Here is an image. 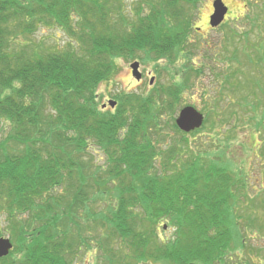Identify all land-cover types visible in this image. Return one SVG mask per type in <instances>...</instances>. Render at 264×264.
I'll return each instance as SVG.
<instances>
[{"label": "trees", "instance_id": "obj_1", "mask_svg": "<svg viewBox=\"0 0 264 264\" xmlns=\"http://www.w3.org/2000/svg\"><path fill=\"white\" fill-rule=\"evenodd\" d=\"M244 2L248 19L264 14V0ZM199 3L0 0V237L13 243L1 263L16 250L15 264H73L92 241L110 258L117 240L131 253L113 264L161 256L175 264H264V242L251 243L255 235L264 239V195L250 198L248 168L234 166L235 154L247 151L233 143L236 113L221 109L211 121L203 111L202 125L190 132L174 120L182 95L207 67L197 55L239 65V50L246 72L223 73L222 81L231 90L250 84L253 40L228 56L227 40L241 36L230 27L219 50L203 35L195 41ZM41 26L63 31L64 44L32 41ZM122 58L155 61L158 74L161 58L188 62L174 72L163 67L170 83L117 93L114 107H99L97 88ZM205 128L209 140L190 139ZM97 152L102 164L92 160ZM161 221L173 228L168 239L155 233Z\"/></svg>", "mask_w": 264, "mask_h": 264}, {"label": "rangeland", "instance_id": "obj_2", "mask_svg": "<svg viewBox=\"0 0 264 264\" xmlns=\"http://www.w3.org/2000/svg\"><path fill=\"white\" fill-rule=\"evenodd\" d=\"M211 2L212 0H200L198 10L195 12L194 26L199 28L194 29L195 41H198V39H200L198 37L203 35L205 36V39L211 43V45L216 46L217 50H219L220 42H223L228 38L230 33L228 28L230 27L241 36L238 39L237 35H231L233 36V39L227 40L226 50L223 51V55L228 56L235 53L237 48L240 49V42H242V40L245 39V42L247 43L253 40V44H251L249 48L250 52L253 51L251 54L252 61L249 62L251 71L250 84L248 87L245 86L231 90L227 88L225 86L226 84L222 81L224 79V75L231 76L232 71L233 73H236V75L246 72L247 63L244 62L245 56L241 54L239 50L238 53H235L237 55L236 57H238L240 62H242L239 65L232 60L233 58L231 59V62H227L228 65H226V63L220 60L219 55H217L212 62H209L208 60L206 61V58L197 55L195 60H198L203 64H207V67L201 69V72H203L196 80H194L192 88L182 95L181 107L174 114V118L176 117L178 111L185 106H193L203 114L204 112L209 111L211 121L218 118V113H221V109L226 110L229 114H231V112H235L239 120L235 127V133L238 135L240 143L237 142L238 140L236 139H234L235 141H233V143L240 151L242 150L241 144L243 143L247 151L235 154L234 166L235 168H248L249 185L247 191L250 198H254L257 194L264 195V190H262L263 192L257 190L264 184L262 179V175H264V98L262 97L264 88V14H261L262 12L258 11V16L260 15V17H258V19L254 22L250 20V18L248 19L246 11L247 7L245 6L244 0H224V2L228 5V13L225 16L224 25L222 24V26L218 25L212 28L208 23L209 15L212 12ZM126 8L131 9V3L126 5ZM261 34H263V37H261ZM256 37L259 39H256ZM31 38L32 41L45 47L62 46L67 39L63 31L52 26L39 27L33 32ZM200 45L202 46V43ZM203 47L205 48V46ZM202 54H204V52H202ZM256 55L261 58L260 62L256 61ZM133 60H137L139 62V71L141 72L140 80H136L131 74L129 65L133 62ZM159 61V68L161 71L159 69L158 74L153 70L155 64H157L155 61L151 60L144 65L141 60L137 58L119 59L115 75L109 80L101 82L97 88L96 100L98 106L102 107L106 104L105 107L110 108L108 101L114 100L117 102V97L115 96L117 93L127 91H136L141 93L146 92L156 80H159L161 83L168 84L173 78L167 75V71L163 67H167L168 72H174L176 69H182L188 62V60L184 59L180 62L170 64L164 58H161ZM213 66H215L214 70L211 69ZM227 66L232 67L228 69ZM237 66L240 67V69L236 70ZM214 71L218 74V76H216ZM223 73L224 75H222ZM151 78L153 79L150 83ZM213 97H217L216 101L215 99L212 100ZM250 100L252 101L250 102ZM248 102H250V108H245L243 104H248ZM257 122L260 127L255 126ZM224 127L222 128L224 129ZM2 128L3 127L0 125V137L5 132ZM166 129L168 131V136L165 137V140L167 142L172 141L171 139L175 137V134H173L168 128ZM219 129H221V127ZM258 130H260V132ZM225 132L226 131L219 132L218 137H220L222 141L226 138L224 137ZM194 135L195 136H189L190 139L209 140L208 138L210 136L207 128ZM261 152L262 155H260ZM92 160L95 163L102 164L104 157L101 152H97L93 153ZM255 202H257V199ZM156 228L155 233L160 237V239H168L173 233L172 226L168 225L166 222L161 221ZM96 234L98 235L99 233L93 234L92 237L96 236ZM10 242L13 248V243L12 241ZM263 242V238H259L257 235L252 236V244L260 245ZM127 246L128 245L122 247L121 242H118L117 240L113 241L110 252L114 254V256L111 255L112 258H108L110 254L108 252L101 251L97 246L96 241H92V244L87 247L84 246L85 250H82L80 254L74 258L73 262L71 261V263L113 264L115 260L121 261L125 258L129 259L131 249ZM19 257L20 253L15 250L10 254L5 263L0 262V264H15L14 262H16ZM131 262L132 264H135L133 261ZM135 262H137V264H175L172 259H167L162 256L160 258H150L148 260Z\"/></svg>", "mask_w": 264, "mask_h": 264}, {"label": "water", "instance_id": "obj_3", "mask_svg": "<svg viewBox=\"0 0 264 264\" xmlns=\"http://www.w3.org/2000/svg\"><path fill=\"white\" fill-rule=\"evenodd\" d=\"M212 8L213 11L209 15V25L211 27L218 26L223 20L227 13V6L223 3L222 0H213L212 1ZM131 74L134 76L136 80L141 78V72L139 71V62L134 60L130 63ZM150 79V83L152 82ZM108 104L110 107L115 106L116 101L109 100ZM104 107V105H103ZM204 120V115L198 111L193 106H185L181 108L176 117H175V124L176 126L183 132H190L196 128H199ZM12 248V244L9 238L0 237V257L5 256L9 253L10 249ZM144 264H151V263H144ZM187 264H198L194 262H189Z\"/></svg>", "mask_w": 264, "mask_h": 264}, {"label": "flooded vegetation", "instance_id": "obj_4", "mask_svg": "<svg viewBox=\"0 0 264 264\" xmlns=\"http://www.w3.org/2000/svg\"><path fill=\"white\" fill-rule=\"evenodd\" d=\"M225 3V2H224Z\"/></svg>", "mask_w": 264, "mask_h": 264}]
</instances>
